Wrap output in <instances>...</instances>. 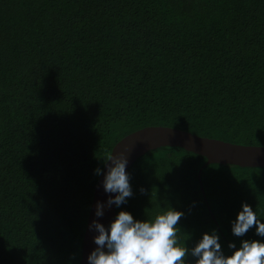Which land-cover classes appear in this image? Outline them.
I'll return each mask as SVG.
<instances>
[{
	"label": "trees",
	"instance_id": "obj_1",
	"mask_svg": "<svg viewBox=\"0 0 264 264\" xmlns=\"http://www.w3.org/2000/svg\"><path fill=\"white\" fill-rule=\"evenodd\" d=\"M149 126L264 146V0H0V264H80L95 170ZM205 162L146 153L115 219L183 212L179 244L216 231L226 257L264 243L232 232L244 203L264 223V168Z\"/></svg>",
	"mask_w": 264,
	"mask_h": 264
},
{
	"label": "clouds",
	"instance_id": "obj_2",
	"mask_svg": "<svg viewBox=\"0 0 264 264\" xmlns=\"http://www.w3.org/2000/svg\"><path fill=\"white\" fill-rule=\"evenodd\" d=\"M127 164L125 152L107 156L103 188L106 193L116 194L114 199L109 197L108 207L113 204L120 207L133 196ZM95 174H102V170L97 168ZM140 191L143 194L145 189L141 188ZM103 208L104 204L98 203L97 217H103ZM183 216V212L171 209L158 215L154 221L142 222L135 220L131 213L121 211L110 229L93 221L90 227L99 233L94 238L98 247L88 256V264H186L189 255L197 258L196 264H264V243L258 240L243 241L239 250L228 257L222 251L216 231L204 234L192 249L181 246L178 224ZM254 226L256 235L264 237V223L258 219L256 211L244 203L242 211L232 223V232L237 237H243ZM229 248L235 249L236 245L229 244Z\"/></svg>",
	"mask_w": 264,
	"mask_h": 264
},
{
	"label": "water",
	"instance_id": "obj_3",
	"mask_svg": "<svg viewBox=\"0 0 264 264\" xmlns=\"http://www.w3.org/2000/svg\"><path fill=\"white\" fill-rule=\"evenodd\" d=\"M163 147H176L199 155L206 160L203 167L217 164L232 165L239 168H264V146L224 142L163 126L144 127L126 135L114 145L111 154L119 155L121 152H125L128 159L127 171L137 159L150 151ZM106 175L107 168L104 165L102 174L99 175L93 190L92 202L82 239L80 264H88V256L98 247L94 243V238L99 233L90 227L93 221L103 224L106 229H110L111 224L115 221L116 205L113 204L111 207H108L107 201L110 196L114 199L116 194H109L104 191L103 181ZM201 193L206 201L202 188ZM98 203L104 204L103 217L96 216ZM207 209L212 220L215 222L214 215L208 204ZM105 251H107L106 248Z\"/></svg>",
	"mask_w": 264,
	"mask_h": 264
}]
</instances>
